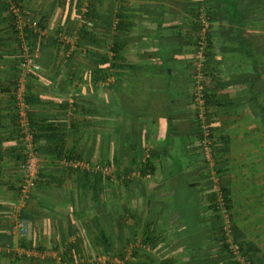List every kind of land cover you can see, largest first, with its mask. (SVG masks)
Masks as SVG:
<instances>
[{"label": "crops", "instance_id": "crops-1", "mask_svg": "<svg viewBox=\"0 0 264 264\" xmlns=\"http://www.w3.org/2000/svg\"><path fill=\"white\" fill-rule=\"evenodd\" d=\"M262 1L31 0L22 5L32 15L29 28H40L44 36L28 41L43 63V75L27 86L42 160L24 211L26 238L8 235L25 162L9 83L14 69L2 64L14 53L5 46V14L0 18V247L39 255L0 254V264H231L216 234L226 219L213 211L211 186L226 189L232 233L252 264H264ZM72 30L76 46L53 48L60 32ZM203 37L211 48L200 56ZM200 72L209 97L202 118L194 102ZM101 122L108 123V132L97 130ZM201 123L213 131L210 169L203 165ZM106 134L111 158L119 147L137 153L144 146L143 154H156L152 188V178L142 184L114 180L102 185L93 201L82 189L90 182L75 178L64 158H57L59 147L91 161ZM185 137L188 152L200 155L196 164L186 165V158L182 163ZM214 168L221 174L212 181ZM191 185L199 191L200 221L194 211L187 213L193 218L182 220L175 209L177 200L183 206L190 201ZM136 250L141 254L134 257Z\"/></svg>", "mask_w": 264, "mask_h": 264}, {"label": "built area", "instance_id": "built-area-1", "mask_svg": "<svg viewBox=\"0 0 264 264\" xmlns=\"http://www.w3.org/2000/svg\"><path fill=\"white\" fill-rule=\"evenodd\" d=\"M14 15L17 18V29L20 32V35L23 33L24 30V22L20 18L19 10L13 9ZM202 31L206 33L207 25L206 21H202ZM32 31L37 33L40 32V29H37L35 26H31ZM203 35V34H202ZM22 36V35H21ZM22 40V38H21ZM78 40L77 33L72 34H65L60 37L59 42L63 45H69L70 47H74ZM206 41L204 37L199 44V54L202 56L203 50L206 48ZM22 47V60L20 64V70L23 74H31V73H38L42 70L41 65L32 57L29 47L26 46L25 43L21 44ZM199 71L201 68H198ZM197 79V88L196 92L194 93V102L199 111L200 117L205 114V84L203 82L204 77L203 74H199ZM25 94L26 90L23 86H20L18 89V108H19V117H20V135L22 145L25 147V165H24V174L19 182V193L18 199L15 202L14 206L11 210V220L12 226L8 231L9 236L13 237H20L26 238L28 236V220L25 217L24 211L27 207L28 201L31 199L33 189L35 187V181L39 178L40 169H41V157L40 154L34 144V138L32 134V130L30 128L27 110L28 105L25 102ZM212 140L210 139V131H204V138L201 142V149L205 154V158L209 161L212 157V148H211ZM63 163L72 169L75 170H86V171H102V173L112 176L114 169L112 167H95L88 161H78V160H69L64 158ZM218 181V180H216ZM220 208L222 210L223 216L227 219L226 226L224 228L226 232V243L228 244L229 252L236 260L237 264H252L249 257L244 254L243 247L239 242H236V239L232 233L231 225L229 222L228 213L229 211L226 209V205L224 204V199L220 198ZM15 253L17 258H33L39 256L37 252L31 251L28 249H23L22 247L14 252L12 245H6L4 247H0V254L11 255Z\"/></svg>", "mask_w": 264, "mask_h": 264}, {"label": "rangeland", "instance_id": "rangeland-1", "mask_svg": "<svg viewBox=\"0 0 264 264\" xmlns=\"http://www.w3.org/2000/svg\"><path fill=\"white\" fill-rule=\"evenodd\" d=\"M8 1L10 3V9L5 13V15L3 17L4 18L3 22H5L3 24H6L5 30H3V35H4V40H5V46L8 47L10 52L14 53V56L11 55L10 59L8 58V60L7 59L3 60V62H5V63L2 62V64L6 65V66L8 64L9 67L14 69V80H16V82L19 84L18 89H19L20 86H23L25 88V90H26V85H28V83L30 81H32L34 79L36 80L37 76L43 75L42 74L43 73V63H41L35 57V55L33 54L32 49L30 48V44L28 42V39L32 35L31 34L32 29H30L29 26H28V24L32 22L31 21L32 19L30 20V18H32V15L29 13L28 10H26L22 6V5H28V2H30L31 0H19V5H17L20 8L19 9L20 18L22 19V21L24 22V25H25L23 33L21 34L22 36L20 35L19 30L17 29V19L13 17L14 16L13 9H14V7H16L15 6L16 4L14 2H12L11 0H8ZM41 1H43V0H41ZM15 29L17 31L16 38H15V36L13 34L14 33L13 30H15ZM37 29H40V28L37 27ZM262 31H264V30H262ZM39 33H41V32H37V33L33 32V34H37L38 35L37 37L44 38V36H42L43 34L41 35ZM65 34L74 35V34H76V31L72 30L71 33L60 32L59 35H58V40L60 39L61 36L65 35ZM21 38H22V40H21ZM31 38H33V37H31ZM22 43H25L26 46L29 47V51H30L32 57L41 65L42 70L40 72L31 73V74H27V75L23 74L21 72L20 64H21V60H22V47H21ZM6 76L7 75H5V77ZM10 77H11V79H13V76H10ZM17 95H18V90L15 93L16 98H17ZM17 102H18V99H17ZM107 124L108 123L101 122L100 124H98L97 130L99 129L100 133L102 132L101 130H103V129H104V131L108 132V125ZM203 124L204 123H201V126L204 127V128H202L201 131L204 132L206 130H209ZM180 139H182V138H180ZM100 140H101L100 141V154L98 156H93L95 158L91 160V164L93 166H95V167H101L102 165H105L106 167H112L114 169L113 174L115 175V179H113V180L117 181L118 183H123V184H125V183H127V184H129V183L142 184L143 182H141V180L144 178V176H142L141 173H140L141 170L139 168L138 163L139 164L141 162L146 163L150 159L152 164H153V168H154L155 158H151L152 154H150V153L146 154L145 153V154L142 155V157H138V156H136L137 153L134 152V149L131 150L130 152H126L124 150H121L120 147H119L117 149L118 150V157L120 158L119 163H121L120 166H119L118 164H114L111 161L113 159V158H111V156H113V155L111 154V156H110V152L111 151H109L110 146H109L108 135L106 134L104 136V138H102ZM177 140H179V138ZM182 143L184 145V147H182V151H183L182 152V157H180V158H182V163H183V159L186 158V160H187V161H185L186 165H187L188 162H189L188 163L189 165L196 164L198 162L197 160L200 159V155L199 154H190L188 152V150L186 149V148H188L187 144H190V138H188V137L183 138ZM141 148H145V147L142 146ZM211 148H212V157H211V159L209 161L207 160V158H205V154H204L203 150L200 148L201 151H202L201 154H202V159H203V165H204V167H207L208 169H210L212 167V164L215 163L214 162L215 161V157H214L213 147H211ZM140 149H139V151H140ZM145 150H147V149H145ZM185 151L187 152V154L184 153ZM144 152H146V151H144ZM40 157H41V155H40ZM71 160L87 161V159H77V158H74V159H71ZM106 160L110 164L109 163L106 164V162H105ZM133 161H135L136 164H134ZM68 170L73 172L75 178L78 176L77 175V171H81V170H75V169H68ZM157 176H158V171L155 172V175H153V176L151 175V176L145 177V178H152V182L150 183V185H151L150 187L151 188L153 187L155 179H157ZM214 177L215 178L217 177L215 175V173L212 176V181H213ZM127 186L128 185L123 186V187L126 188ZM123 193H125V191H123L122 194Z\"/></svg>", "mask_w": 264, "mask_h": 264}, {"label": "trees", "instance_id": "trees-1", "mask_svg": "<svg viewBox=\"0 0 264 264\" xmlns=\"http://www.w3.org/2000/svg\"><path fill=\"white\" fill-rule=\"evenodd\" d=\"M12 2H14L16 5H19V0H11ZM261 1V0H260ZM259 6H262V7H264V0L262 1V5H259ZM259 6H257V7H259ZM18 6H16V7H14V9H20L19 7L17 8ZM236 6H234V11L233 10H231V11H233L232 13H236ZM10 9V3H9V1L8 0H0V18H2V16L8 11ZM19 13H20V11H19ZM14 14V13H13ZM90 15L91 14H88L87 15V20H88V18L90 17ZM14 18H16V15H14L13 16ZM232 17L233 18H236L237 17V15L236 14H233L232 15ZM17 19V18H16ZM200 27V26H199ZM82 31H83V29H82ZM13 34H14V36H15V38H16V35H17V31H16V29L15 30H13ZM68 33H71V31H69ZM210 33V32H209ZM31 37H37V36H35L34 34H33V32H31ZM211 34V33H210ZM209 34V35H210ZM30 39H28V41H29ZM209 44H210V42H209ZM77 45V42H76V44L74 45V46H76ZM207 47L206 48H211V45H208V43H207V45H206ZM67 47H70L69 45H63V44H61L60 42H59V40H54V42H53V48H55V49H63V48H67ZM263 67H264V63H263ZM12 76H13V79H11V81L9 82V83H13V85H14V91H15V93L17 92V90H18V86H19V84L16 82V80H14V75L12 74ZM27 86L28 85H26V94H25V102H26V104L28 105V110H27V116H28V120H29V124H30V128H31V130H32V134H33V138H34V144H35V146H36V148H37V150H38V152H39V148H38V145H37V142H38V140H39V138H38V136H36V134H35V127H34V121H33V119H32V110H31V103H30V100H29V94H28V91H27ZM14 98H15V100H16V114H17V122H18V127H19V131H20V117H19V108H18V102H17V98H16V96L14 95ZM205 100H206V104H205V109H207L208 108V104H209V97H208V92H207V90H205ZM73 105H75V103L73 104ZM76 106H78V105H76ZM262 109V108H261ZM206 111V110H205ZM263 112H264V109H263ZM197 116H198V114H197ZM71 125H72V127L75 129V127L77 126V124H75V123H72L71 122ZM194 129V128H193ZM207 129H209V131H210V139L213 137V131H212V129L210 128V126H208V128ZM73 132H75V131H73ZM199 135V143H200V146H201V142H202V140H203V138H204V132H202L201 130H200V132L198 133ZM57 141H61L62 139H56ZM22 145V144H21ZM212 147V146H211ZM58 148L59 147H57V151L56 152H58V154H57V158L58 159H63L64 157L66 158V159H69V160H71V159H74V158H77V159H82L81 157H80V155H77L75 152H66V151H64V150H62V151H59L58 150ZM201 148V147H200ZM21 149H22V153H23V159H24V162H25V159H26V157H25V147L22 145V147H21ZM40 153V152H39ZM142 155H143V152H142V150H140L139 151V153L137 152V154H136V156H138V157H142ZM155 156H156V154H152V156H151V158H155ZM103 160V159H102ZM119 160H120V158L118 157V155L115 157V158H113L111 161L114 163V164H118L119 166H120V164L121 163H119ZM87 161L88 162H90L91 163V161L89 160V159H87ZM104 161V160H103ZM106 162V164L107 163H109L107 160L105 161ZM133 162H135V161H133ZM110 164V163H109ZM138 165H139V168H140V173H141V175L142 176H144V178L145 177H148V176H153V175H155V169L153 168V164H152V162H151V160L149 159L146 163H144V162H141L140 164L138 163ZM113 166V165H112ZM101 167H106L105 165H102ZM214 170H215V175L217 176V177H219V175L218 174H221L220 173V171L218 170V169H215L214 168ZM77 175L78 176H80L81 177V179H83V180H86V181H88V182H90L87 186H85V187H83L82 189H83V191L84 192H88V193H91V195H92V199H93V201H94V199L96 198H98V195H100V194H102L103 193V188H105L104 186H102V185H107L108 183H111V182H113L114 180L113 179H115V175L113 174L112 176H109V175H106V174H104V173H102V171H86V170H81V171H77ZM220 178V177H219ZM38 180V179H37ZM36 180V181H37ZM36 181H35V183H36ZM218 181H220L219 179H218ZM218 184H219V182H218ZM189 188H190V194H189V196H190V201L189 200H186V202H185V204H184V206H183V203L182 202H179L178 200H177V202H176V204H175V209L178 211V212H181V216H182V220H190L191 218H193V216H187V213L188 214H193V213H191V212H196V213H198V216H196V218H197V220H202L201 218V216L199 215V211H200V196H199V191H198V188H197V186L196 185H191V186H189ZM210 190H212V192H211V195H212V204H213V211L216 213V215L218 216V218L220 219L221 218V216L223 217V214H222V210H221V208H220V205H221V203H220V198L222 199H224V204L226 205V209L229 211L230 210V200H229V196H228V194H227V191H226V189L225 188H222V187H220L219 188V190H216V189H214V187H210L209 188ZM118 205H120L119 206V208H118V210L121 208V203H118ZM228 217H229V222H230V225H231V219H230V213H228ZM225 218V217H224ZM226 219V218H225ZM124 220H125V218H120L119 219V225L121 226V227H123L124 226ZM128 220V219H127ZM227 220V219H226ZM222 221V220H221ZM134 222H135V224L137 223V224H139V218L137 219V218H135L134 219ZM136 224V226L138 227V225ZM197 224V223H196ZM199 224V223H198ZM225 226H226V221H225ZM225 226H224V224L222 225L221 224V226L219 227V229L217 230V232H216V234H217V236H219V241L221 242V246L223 247V249L226 251V253L227 254H229V256L231 257V264H237V262H236V260L233 258V256L231 255V253L229 252V248H228V244L226 243V232H225V230H224V228H225ZM232 226V225H231ZM134 233V232H133ZM202 234H203V232L202 231H198V233H197V241H196V243H197V245H201L204 241H203V238H202ZM148 234H146V235H144V236H146V238H145V240H147V238H148V236L150 237L151 235H148ZM233 235H234V233H233ZM134 237L135 236H139L138 235V233H134V235H133ZM152 236H153V234H152ZM234 237H235V239H236V242H239V239L234 235ZM240 243V242H239ZM241 244V243H240ZM241 246H242V244H241ZM244 250V249H243ZM73 251H74V249H71L70 250V253L72 252L73 253ZM244 252V254L247 256V254L245 253V251H243ZM133 253V256L134 257H137V256H140V254H141V251L140 250H136V251H133L132 252ZM13 255V253L10 255V256H12ZM66 256H67V253L65 254ZM149 257H150V255H148Z\"/></svg>", "mask_w": 264, "mask_h": 264}]
</instances>
